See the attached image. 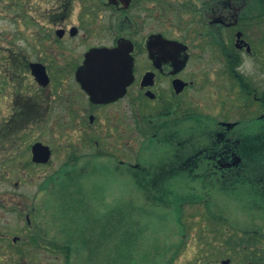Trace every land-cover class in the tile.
I'll use <instances>...</instances> for the list:
<instances>
[{
  "label": "flooded vegetation",
  "instance_id": "1",
  "mask_svg": "<svg viewBox=\"0 0 264 264\" xmlns=\"http://www.w3.org/2000/svg\"><path fill=\"white\" fill-rule=\"evenodd\" d=\"M256 1L255 12L250 0L20 2L19 48L0 44V98L10 100L0 117V167L19 164L33 179L55 157L62 161L32 193L23 190L25 177L0 191V264H56L60 256L71 264L78 221L63 210L73 216L76 172L90 164L91 175L95 165L102 172V158L111 156L102 153V130L118 126L123 102L151 152L144 162H119L141 195V175L164 200L195 178L220 193L241 190L264 213V58L254 61L257 72L243 71L253 54L248 32L264 23V0ZM118 48L132 60L133 80L121 98L96 102L78 73L91 51ZM213 79L225 98L219 116L189 113L187 95ZM187 115L197 122L187 124ZM53 123L66 132L55 145L41 138ZM37 128L40 137L29 138ZM76 130L94 152L75 150ZM95 130L99 140L90 137ZM37 144L48 148L46 162Z\"/></svg>",
  "mask_w": 264,
  "mask_h": 264
},
{
  "label": "rangeland",
  "instance_id": "2",
  "mask_svg": "<svg viewBox=\"0 0 264 264\" xmlns=\"http://www.w3.org/2000/svg\"><path fill=\"white\" fill-rule=\"evenodd\" d=\"M20 2L28 7L41 4L43 0H0V13H3L0 14V44L11 50L20 45L19 29L23 22L17 17V13L23 10ZM250 6L253 12L258 10L256 0H250ZM248 36L253 54L246 56L243 71L250 74L257 72L254 61L264 58V23L250 29ZM218 69L220 78V65ZM216 81L201 83L202 90L187 95L189 113L196 111L210 117L219 116L225 98L221 97ZM9 101L0 98V117L6 114ZM120 106L123 116L118 126L102 130V153L111 156L102 158V172H98L99 166L95 165L96 174L91 175L94 171L92 164L84 165L76 172L73 216L68 215L69 210H63L64 218L72 217L78 221L74 227V245L79 252L71 264H222L225 260H230V264H253L236 250L234 241L245 238L252 243L251 240L257 239L264 248V213L259 210L257 200H250L241 190L220 193L208 188V183L186 179L180 193L166 196L168 206L153 201V204L148 203L150 199L141 195L131 178L122 172L127 170L126 164H134L137 159L147 161L151 152L146 150L145 136L135 133L137 127L126 111L127 103ZM188 116L187 124L197 122ZM145 126L139 124L138 127L146 129ZM40 131L37 128L28 133V137H40ZM62 133L65 139L66 132L57 130L53 123L42 130L41 138L55 145ZM90 137L99 140L98 130L91 131ZM83 140L84 133L74 131L75 150L82 154L94 152L88 147L84 149ZM61 161L55 157L50 166L35 174L33 179L18 169L19 164L15 165L16 171L3 165L0 167V191L25 177L23 190L32 193L47 174L60 166ZM120 161L126 164L121 165ZM85 202L88 209L83 208ZM84 228H89L92 233L87 236L83 233ZM207 255L209 258L205 262L203 256ZM262 258L261 264H264V249ZM56 264H66V259L60 256Z\"/></svg>",
  "mask_w": 264,
  "mask_h": 264
},
{
  "label": "water",
  "instance_id": "3",
  "mask_svg": "<svg viewBox=\"0 0 264 264\" xmlns=\"http://www.w3.org/2000/svg\"><path fill=\"white\" fill-rule=\"evenodd\" d=\"M98 70H102V75L95 77ZM78 79L96 102L119 99L133 80L132 60L121 48L93 50L87 55L85 69L79 71ZM34 153L43 156L44 162L50 155L48 148L41 144L34 147ZM222 264H230V260Z\"/></svg>",
  "mask_w": 264,
  "mask_h": 264
},
{
  "label": "trees",
  "instance_id": "4",
  "mask_svg": "<svg viewBox=\"0 0 264 264\" xmlns=\"http://www.w3.org/2000/svg\"><path fill=\"white\" fill-rule=\"evenodd\" d=\"M142 176V175H141ZM139 177L138 182H139V186L140 188L145 192V196L147 197V199H150L148 201L150 202H154V203H163V205H167L168 204L165 202V200L163 199L162 195H157V194H151L149 189L151 187V183L148 181V179L146 177ZM190 180H195V178H188ZM237 182V181H236ZM231 193V192H229ZM152 195L154 196V198H152ZM161 199H159V198ZM157 203V204H158ZM162 206V205H161ZM250 238V237H249ZM251 240V239H250ZM252 243H249L247 241V239L242 238L240 240H235L234 241V245L236 246V250H238L239 253H241L242 255L246 256V260L249 262H253V264H261V261L263 260L262 258V249L259 243V240H251ZM250 244V246H249ZM221 253V252H218ZM206 257L204 258V261L207 262L208 261V255L207 256H203Z\"/></svg>",
  "mask_w": 264,
  "mask_h": 264
}]
</instances>
